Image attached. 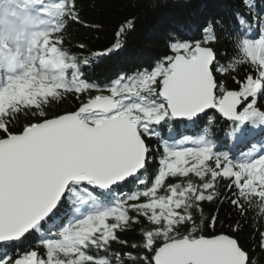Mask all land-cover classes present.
<instances>
[{"label": "snow or ice", "instance_id": "6c2138e0", "mask_svg": "<svg viewBox=\"0 0 264 264\" xmlns=\"http://www.w3.org/2000/svg\"><path fill=\"white\" fill-rule=\"evenodd\" d=\"M242 3L226 64L211 21L201 40L173 39L172 55L150 70L101 86L84 68L121 45L85 57L64 46L67 24L81 23L77 0H0V245L39 233L34 245L0 253V264H255L236 235L216 233L219 209L206 215L203 204L264 217V147L233 158L208 135L160 138L153 158L148 143L162 122L195 123L209 109L231 121L232 137L264 132V12ZM132 26L122 23L117 38ZM241 65L248 70L229 89L222 77ZM69 95L77 106L56 111ZM134 225L142 241L131 248L148 255L112 251L128 246L120 234Z\"/></svg>", "mask_w": 264, "mask_h": 264}, {"label": "trees", "instance_id": "16d2710c", "mask_svg": "<svg viewBox=\"0 0 264 264\" xmlns=\"http://www.w3.org/2000/svg\"><path fill=\"white\" fill-rule=\"evenodd\" d=\"M260 0H250L253 6H258ZM81 23L69 22L65 32L64 46L81 57L89 56L93 52H103L119 42L120 47L111 53L99 56L93 60L90 66L84 68L85 78L101 86H106L111 81L122 75H131L139 70H150L157 62L168 55H172L169 44L173 39L194 42L201 40L204 36L203 29L211 21L219 22L216 26L217 42L212 46L216 52L217 60L226 64L236 53L226 33L231 32L236 23L235 14L239 11L247 12L242 0H77ZM132 20L133 26L126 30L122 37L117 38L116 33L122 23ZM84 45L80 48L79 45ZM248 66L241 65L238 71L233 72L222 79L228 88H235L232 76L237 78L243 76ZM95 94V93H93ZM83 99V97H82ZM79 102L72 95L61 103L54 105L56 111L73 110ZM258 106L264 110V99H260ZM204 124L199 125L198 121L189 122L188 125L179 126L172 120L163 123L157 128L160 129V136L169 133L176 134V130L207 128L208 134L215 133L218 136L223 129H227V123L217 113L208 116ZM160 137H153L148 140L154 149L152 157H157L156 149H161ZM162 150V149H161ZM157 167L155 160L149 164V169ZM131 181V180H130ZM170 182H173L170 178ZM228 181H221L226 185ZM131 183L123 184L117 190L132 187ZM221 192L225 188L221 187ZM66 203V202H65ZM203 208L206 215H211L219 209V222L215 226L217 234H234L240 240L244 248L254 257L255 264H264V250L259 247V233L264 231V217L254 221L256 215L248 211L241 217L233 208L230 202L215 203L205 202ZM240 222L241 229L232 233V226ZM121 239H126L128 246H121L113 243L112 251H119L121 254L131 251L134 255H148L146 251L131 248L132 243H140L142 237L139 227L121 233ZM39 239V233H32L21 242L8 243L2 247L0 253L7 251L14 254L17 248L24 250L29 245H34ZM43 253V249H40ZM103 254V253H101ZM125 264H130L125 260Z\"/></svg>", "mask_w": 264, "mask_h": 264}, {"label": "water", "instance_id": "95a60500", "mask_svg": "<svg viewBox=\"0 0 264 264\" xmlns=\"http://www.w3.org/2000/svg\"><path fill=\"white\" fill-rule=\"evenodd\" d=\"M174 1H180V0H174ZM209 110H211V109H209ZM209 110H206V112L209 111Z\"/></svg>", "mask_w": 264, "mask_h": 264}]
</instances>
